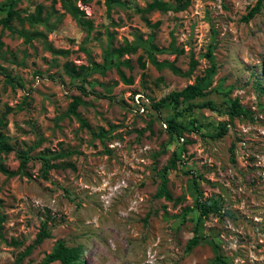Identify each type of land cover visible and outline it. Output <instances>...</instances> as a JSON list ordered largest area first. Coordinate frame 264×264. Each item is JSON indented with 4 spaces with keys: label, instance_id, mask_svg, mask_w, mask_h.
Here are the masks:
<instances>
[{
    "label": "rangeland",
    "instance_id": "rangeland-1",
    "mask_svg": "<svg viewBox=\"0 0 264 264\" xmlns=\"http://www.w3.org/2000/svg\"><path fill=\"white\" fill-rule=\"evenodd\" d=\"M151 1L109 7L106 0H73L90 30L62 0H16L23 17L42 5L48 26L0 22V130L14 146L3 161L16 169L18 149L33 155L29 175L0 172V264H42L59 240L81 245L85 264H211L217 254L228 264H264V1L249 21L243 16L257 0H190L180 11H144ZM5 15L0 9V19ZM150 41L184 52H154ZM127 42L136 51L106 58L108 48ZM152 52L183 73L159 68ZM68 61L89 66L87 74L71 76ZM197 80L207 95L153 106ZM74 97L82 99L78 115L69 112ZM235 99L249 117L230 115ZM206 101L215 108H188ZM172 117L186 125L181 135L169 132ZM222 123L227 133L211 137ZM101 130L105 136L93 134ZM46 149L77 150L63 159L75 169L41 177L37 156ZM175 153L180 159L171 167ZM166 166L173 200L156 196ZM195 178L200 199L217 202L223 215L187 210L198 198ZM44 222L51 236L23 255ZM196 228L200 243L187 250Z\"/></svg>",
    "mask_w": 264,
    "mask_h": 264
},
{
    "label": "trees",
    "instance_id": "trees-1",
    "mask_svg": "<svg viewBox=\"0 0 264 264\" xmlns=\"http://www.w3.org/2000/svg\"><path fill=\"white\" fill-rule=\"evenodd\" d=\"M263 1L264 0H257L256 4L251 6L248 10V12L243 16L244 21H249L252 18H254L258 13L261 12L263 9ZM15 2L16 0H7L0 4V9L3 11H6V15L0 19V22H2L5 26L11 27V22L13 20H18L22 23H24L25 20L29 21L31 24L34 23H45V25H49V19L42 16V5H39L37 8V11L35 14L25 16L23 17L19 10L15 9ZM109 7L112 6L113 3L118 2L121 3L123 0H106ZM63 7L67 12H69L78 22L80 25H83L87 28V30H90L93 26L92 21L90 19H87L84 17V11L79 8L78 5H76L73 0H62ZM190 4V0H175V4H172L170 1L167 0H152L146 9L144 11H153V10H160L163 12L169 11L171 9L175 11L184 10L187 8V6ZM52 27H50L51 29ZM23 34L27 36L28 39H31V35H29L25 31H21ZM34 34H43V32L35 31ZM150 48L153 49L154 52H172L177 55H180L184 52L183 48H179L175 45H171L170 47H159L154 42H149ZM138 45H132L129 42L125 43L124 45H120L118 47H113L111 49H107L105 56L106 58L112 57L113 55L117 54L118 56H122L125 53L128 52H134L136 51ZM57 52L64 53L66 52L63 49H56ZM152 52L151 59L152 61L159 67L163 68L165 66L170 67L173 71L177 73H183L182 70L177 67L174 63L168 62L167 60L164 61H158L155 57V53ZM208 56L212 59L213 55L212 52H208ZM196 60H192L191 62V69L189 73L194 69V67L197 65ZM144 65V63H143ZM65 69L71 76H85L89 70V66L86 65H80V67H77L74 63L68 61L65 63ZM215 71V66L213 65L211 67V73ZM122 77L127 80L131 81V79H126V76L123 71H121ZM83 90H86V88L81 85L80 86ZM207 84L202 80H197L194 83L188 84L186 87H184L181 90H174L171 93H169L166 97L162 98L161 100L153 103V106L160 110L163 108L166 104H169L170 102L174 104V106H179L183 101H190L191 99H194L196 97H202L207 95ZM82 99L80 97H74L73 101L70 104L69 112L78 115L77 108L81 104ZM199 106V107H210L215 108V105L212 101H206L201 104H193L189 103L188 108L191 106ZM229 113L231 116H244L249 117V110L244 108L240 102L239 99H235L232 101L231 105L229 106ZM81 122L85 126H89V124L81 118ZM5 122L2 118H0V129L2 125H4ZM187 129L186 125H184L182 122L177 121L174 117L168 119V130L172 134L181 135L182 130ZM228 131V124L222 123L220 130L216 134L210 135L211 137H223ZM105 131L101 130L99 133L93 132L95 136H105ZM14 150V146L11 143L10 136L3 133L0 130V172L7 175L8 177H13L17 175H29L28 172V163L33 158V155H31V148L29 149H18L17 154L18 158L20 160L19 166L16 169L10 168L4 161H3V153H8L10 151ZM46 152L40 153L37 158H40L42 160V169H41V177L44 179L49 178V173L51 169L54 168H67L71 167L75 169V163L70 160H63L64 158H69L73 154L77 153V150H71V149H62L58 152H52L50 149H46ZM234 155V152H233ZM61 159V162H56V160ZM180 159L179 156L175 153L174 156L171 159L170 166L175 167L177 160ZM169 166V167H170ZM168 166L164 167L162 169V172H160L161 176V183L159 185V189L156 193L157 197H165L168 200H173V194L169 188V176H168ZM194 186L196 189V192L198 194V198L195 201L194 207H188L187 210H194L197 209L199 211L200 217H208L211 213H216L219 215H223L221 212V208L217 202L211 203L207 201H203L200 199V196L202 195V191L200 189L199 183L197 179H194ZM0 199V207L2 205ZM227 214L230 213V211H226ZM52 218V217H50ZM4 216L0 215V227L3 226ZM51 236V230L47 226V222H44L42 225L41 230L38 232L36 238L34 239V242L29 245L26 250L24 251L23 255L29 254L32 249L39 243H41L45 238ZM201 240V234L198 231V228L195 230V235L189 239L187 244V250H191L196 245L200 243ZM13 243L18 244L20 243L19 240L13 238ZM83 247L81 245L77 246H69L65 240H59L53 250L48 253V255L45 257L44 262L42 264H51L54 262H59L60 264H85V260L83 258ZM211 264H228L227 261L222 257V255L217 254Z\"/></svg>",
    "mask_w": 264,
    "mask_h": 264
}]
</instances>
